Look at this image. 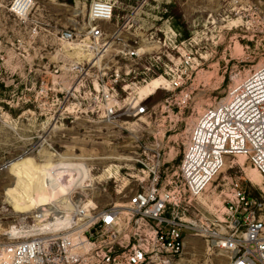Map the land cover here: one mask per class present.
Returning a JSON list of instances; mask_svg holds the SVG:
<instances>
[{
	"label": "rangeland",
	"instance_id": "rangeland-1",
	"mask_svg": "<svg viewBox=\"0 0 264 264\" xmlns=\"http://www.w3.org/2000/svg\"><path fill=\"white\" fill-rule=\"evenodd\" d=\"M15 1L0 0L4 243L21 242L76 207L124 202L153 171L174 170L198 113L264 62V0H119L113 19L98 22L89 17L93 0H31L26 16ZM94 26L103 31L98 39ZM66 31L73 39L63 37ZM173 78L181 90L169 86ZM111 83L108 101L104 85ZM140 104L146 113L137 114ZM107 105L116 112L108 114ZM11 161L25 164V178L34 177L49 204L13 209L5 196L15 180L5 166ZM253 168L243 157L229 160L201 198V212L210 217L212 203L222 208L224 182L237 179L262 199L264 178L258 185L247 176L259 173ZM42 208L46 215L37 218ZM229 256L203 236H188L183 255L169 264H228Z\"/></svg>",
	"mask_w": 264,
	"mask_h": 264
},
{
	"label": "built area",
	"instance_id": "built-area-1",
	"mask_svg": "<svg viewBox=\"0 0 264 264\" xmlns=\"http://www.w3.org/2000/svg\"><path fill=\"white\" fill-rule=\"evenodd\" d=\"M118 1L93 0L90 19L111 21ZM31 6V0L14 3L21 16ZM91 32L96 39L103 35L98 26ZM63 37L73 39L74 33L66 31ZM126 54L137 56L138 51ZM168 84L182 88L177 78ZM104 86L110 101L115 84ZM107 110L116 112L110 105ZM146 111L137 106V114ZM238 157L264 177V62L235 79L222 100L198 113L174 170L153 171L147 186L124 202L102 210L76 207L65 226L40 227L18 243L0 242V264H169L183 255L188 236H203L228 252V264H264V197L249 196L237 179L224 182L222 208L207 206L210 217L200 209L201 198L229 160Z\"/></svg>",
	"mask_w": 264,
	"mask_h": 264
},
{
	"label": "bare ground",
	"instance_id": "bare-ground-1",
	"mask_svg": "<svg viewBox=\"0 0 264 264\" xmlns=\"http://www.w3.org/2000/svg\"><path fill=\"white\" fill-rule=\"evenodd\" d=\"M12 162L13 161L10 162L8 169L15 180L11 186L5 189V196H6V200L13 207V209L16 212L26 213L35 207L39 208V207H42L43 205L49 204L50 203L49 199L45 196L46 194L44 193L43 190H41L38 187V189H36L37 191H35L36 187L33 186L35 182L34 177L29 176L28 179L25 178L26 176H28L26 174L27 168L25 167V164L19 161L14 162V163ZM240 163L241 165L245 166L243 161L242 162L240 161ZM255 169L253 168V171H255ZM259 173L254 174L251 171H248L247 176L251 179V181L255 182L258 185H262L263 184L262 179L264 177L262 174L260 175ZM255 175H257L259 179L256 178ZM22 184H24L23 188H25V192L23 194H20V188L22 187ZM31 189H33V193L30 192ZM41 210H43V212L41 214L40 213L37 214L39 215L37 217H42L46 215L47 209L42 208ZM72 218H73V215L71 214L61 215V216L55 217V221L46 223L44 225L45 226L57 225L58 227H61V226L67 225L72 220ZM16 230L17 229H13V231H16Z\"/></svg>",
	"mask_w": 264,
	"mask_h": 264
},
{
	"label": "water",
	"instance_id": "water-1",
	"mask_svg": "<svg viewBox=\"0 0 264 264\" xmlns=\"http://www.w3.org/2000/svg\"><path fill=\"white\" fill-rule=\"evenodd\" d=\"M9 164H10V163H9ZM9 164H7V165H5V166H7V167H8V166H9Z\"/></svg>",
	"mask_w": 264,
	"mask_h": 264
}]
</instances>
